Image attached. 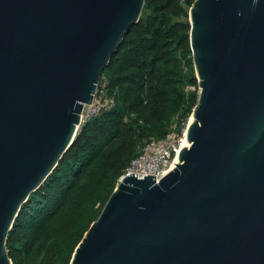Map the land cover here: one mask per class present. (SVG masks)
Segmentation results:
<instances>
[{
  "label": "water",
  "instance_id": "water-1",
  "mask_svg": "<svg viewBox=\"0 0 264 264\" xmlns=\"http://www.w3.org/2000/svg\"><path fill=\"white\" fill-rule=\"evenodd\" d=\"M146 0H0V264ZM200 89L158 182L120 178L70 264H264V0H195Z\"/></svg>",
  "mask_w": 264,
  "mask_h": 264
},
{
  "label": "trees",
  "instance_id": "trees-1",
  "mask_svg": "<svg viewBox=\"0 0 264 264\" xmlns=\"http://www.w3.org/2000/svg\"><path fill=\"white\" fill-rule=\"evenodd\" d=\"M195 0H146L98 94L112 107L81 124L45 184L23 204L7 243L14 264H70L143 143L185 127L200 89L190 43Z\"/></svg>",
  "mask_w": 264,
  "mask_h": 264
},
{
  "label": "built area",
  "instance_id": "built-area-1",
  "mask_svg": "<svg viewBox=\"0 0 264 264\" xmlns=\"http://www.w3.org/2000/svg\"><path fill=\"white\" fill-rule=\"evenodd\" d=\"M114 103V97H109L103 93L98 94L97 88L93 102L84 107L81 124L101 114L105 109L112 107ZM187 126L180 129L178 125L175 129L171 127V131L165 137L146 140L140 147L139 154L132 160L121 178L132 173H135L138 178L152 174L156 175L158 182L174 169L179 161L180 151L188 145Z\"/></svg>",
  "mask_w": 264,
  "mask_h": 264
},
{
  "label": "rangeland",
  "instance_id": "rangeland-1",
  "mask_svg": "<svg viewBox=\"0 0 264 264\" xmlns=\"http://www.w3.org/2000/svg\"><path fill=\"white\" fill-rule=\"evenodd\" d=\"M195 74H196V73H195ZM191 117H192V115L188 118V123L190 122ZM188 123H187V125H188ZM173 125H174V126L172 127V129L177 128L178 121L176 120V122H174Z\"/></svg>",
  "mask_w": 264,
  "mask_h": 264
},
{
  "label": "bare ground",
  "instance_id": "bare-ground-1",
  "mask_svg": "<svg viewBox=\"0 0 264 264\" xmlns=\"http://www.w3.org/2000/svg\"><path fill=\"white\" fill-rule=\"evenodd\" d=\"M192 121V117H191V119H190V122Z\"/></svg>",
  "mask_w": 264,
  "mask_h": 264
}]
</instances>
